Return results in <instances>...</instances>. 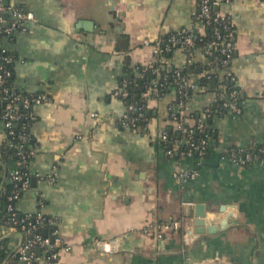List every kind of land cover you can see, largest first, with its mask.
Instances as JSON below:
<instances>
[{"label": "crops", "instance_id": "0c3cea01", "mask_svg": "<svg viewBox=\"0 0 264 264\" xmlns=\"http://www.w3.org/2000/svg\"><path fill=\"white\" fill-rule=\"evenodd\" d=\"M10 2L36 16L7 42L16 56L14 85L53 99L34 107L38 149L30 169L46 175L55 168L56 175L54 181L36 178L17 207L35 212L43 198L44 213L58 218L57 244L70 248H62L54 264H264V164L240 165L227 155L230 147L264 143V1L231 0L219 7L235 24L230 69L243 106L237 114L216 113L211 147L202 157L169 155L161 143L175 89L148 99L152 112L144 129L118 124L128 103L115 94L121 75L155 59L160 37L181 28L204 31L194 19L196 0ZM186 58L176 49L166 62L182 65ZM195 60L207 57L197 50ZM214 80L193 91L188 115L215 100ZM194 120L189 116L188 123ZM190 168L199 174L183 180L182 171ZM200 203L207 225H220L232 212L229 223L197 232ZM168 220H179L181 232L165 239L143 232L151 222ZM118 236L117 249L96 244ZM6 237L9 264H26L11 256L26 235L0 222V239ZM42 253L36 261L48 264Z\"/></svg>", "mask_w": 264, "mask_h": 264}, {"label": "built area", "instance_id": "2783aa9c", "mask_svg": "<svg viewBox=\"0 0 264 264\" xmlns=\"http://www.w3.org/2000/svg\"><path fill=\"white\" fill-rule=\"evenodd\" d=\"M231 0H196V8L194 9V19L204 25L210 24L214 27L213 38L205 44L203 52L207 55L213 54L214 49H217L219 54L214 56V59L208 61L210 71L216 73L219 77L218 97L223 100V108L225 111H231L234 114L242 111L243 99L241 89L237 84V76L230 69V61L235 53V24L231 16L220 12V5L222 2H228ZM264 1V0H260ZM36 16L33 11L16 5L14 3L6 4L5 0H0V34H12L19 31H27L29 29L30 22L35 21ZM201 33L205 34L204 31ZM13 39L7 38L4 45L0 49V123L2 124V132L4 136L7 133L17 136L19 142H10V146L15 148V153L19 155L18 163L21 168H8L5 170L0 169L5 177L8 176L14 182L16 187L9 195L11 201L7 209L10 212V217L7 221L8 226L12 229H17L26 235L25 239L20 242L16 252H19L20 259L25 261L26 264H33L34 261L40 258V254H37V248L44 249L42 253L44 259L48 264H54L58 259L61 249L70 248L67 246H59L57 243L60 240L58 229V218L55 216H49L43 211L44 199L40 198V206L37 213L36 220L42 225L48 223L54 227L52 233H48L47 236L43 234L41 230H38V225L28 219L32 215V212H27L25 216L18 215L15 202L20 199L23 193L30 188L34 177H47L48 180L54 181L56 179L55 168L46 175H41L39 171L33 172L30 169L33 158L36 155L38 149V142L34 141L29 146L26 145V141L29 140L32 134V121L35 122L37 115L34 107L41 103H52V97L46 91L37 92H24V90L16 87L9 81V77L13 74L9 64L14 60V55L9 51L8 41ZM150 44L149 40H146ZM156 57L153 61H150L145 65L144 70L152 69L153 72L158 71V67H153L155 61H164L166 59L164 54L166 51L169 53L176 49H182L186 52L187 58L185 63L177 65L174 71L173 83H176L177 93L180 95V110L170 113L171 121L174 122L175 127L184 132L181 142L171 140L169 148L166 149L169 155H174V151L178 149L181 143L187 141L189 148L186 154L193 155L198 153L200 157L204 156L207 152L210 144L209 135L205 134L199 137L198 141L193 139V129L188 128V100L191 97L187 91L188 87H195V83L192 78L182 77L180 68L186 66L188 62L195 60L193 56L196 50L192 49L195 46V34L192 27L181 28L177 31L169 33L165 37H160L153 44ZM139 68V66L137 67ZM142 74V73H141ZM204 74L201 72L200 75ZM128 83L127 79L122 81L121 86L115 90L116 95L127 96L129 92L125 89ZM158 81H155L157 87ZM20 104L28 108V112H19L14 108L15 104ZM171 106L168 107V109ZM223 108L221 110H223ZM129 112H124L118 119V124L122 127H135L138 125L139 117L143 115L140 107L135 104L129 105ZM136 112V115L132 114ZM93 115L99 117L97 112H92ZM210 115V110L206 107L202 111V117L199 120L197 128L200 132L206 129V118ZM27 118L29 121L22 125V130L16 133L13 129V121L17 118ZM160 137L162 140L169 141L170 137L166 127L161 130ZM227 155L240 165H249L253 162H259L264 164V143L254 145L251 147L234 146L230 147L227 151ZM200 170L197 168L185 169L182 171L183 180L191 179L199 174ZM183 224L179 220H168L163 222H151L145 226L143 232L152 234L158 238H169L172 235L181 232ZM50 236L54 239L51 240ZM123 237L118 236L113 239H98L96 244L101 249L113 250L119 247Z\"/></svg>", "mask_w": 264, "mask_h": 264}, {"label": "trees", "instance_id": "16d2710c", "mask_svg": "<svg viewBox=\"0 0 264 264\" xmlns=\"http://www.w3.org/2000/svg\"><path fill=\"white\" fill-rule=\"evenodd\" d=\"M173 32V31H172ZM205 34L201 33L198 28H194V34H195V46L192 49L193 50H200L205 57H207V62L202 60H193L192 62H188L186 66H183L180 68L181 70V76L192 78V80L195 83V87L189 86L187 91L189 92L190 96L192 95L193 91L199 87H205L209 88L210 83L212 79L217 80L216 84V91H218L219 87V77L216 73H213L210 71V64L208 63L209 59H214V56L216 54H219L217 49H214L213 54L207 55L203 52L205 44L209 42L213 38L214 34V27L210 24L205 25ZM171 33V32H170ZM16 32L8 35V34H0V49L4 45V42L7 38L12 37L13 39L16 37ZM167 35H164L163 37H167ZM234 39H235V32H234ZM174 51V50H173ZM171 51V52H173ZM8 52H11L14 55V60L9 64L10 68L12 69V72L14 73V63H15V53L9 49ZM170 52V53H171ZM169 54L168 51L165 52L164 57L166 58ZM195 56V54L193 55ZM153 67H158V71L153 72L152 69L144 70L145 65L139 64L136 67H133L129 69L126 74L124 73L121 75L119 79V86H121L122 81L124 79L128 80V83L125 87V89L129 92V94L125 97L120 95L127 103H128V110L129 112V105L135 104L140 107L139 111H142L143 115L139 117L138 125L135 127H132L133 129H144L147 125L148 119L151 115L152 109L148 105V99L153 97L155 94L157 95H163L167 90L175 89L176 91V97L175 99L170 102L169 106H171L168 109V115L167 120L169 123L165 126L166 130L168 131L170 140L165 141L161 139V143L163 146L167 149L169 148L170 141L171 140H177L179 138V134H181V138L185 135L183 131L180 129H177L175 127V124L173 121H171L170 113L180 110V95L177 93L176 90V83H173L174 80V71L177 68V65H169L166 62V59L164 61H155L153 63ZM139 66V68H137ZM201 72H204V74L200 75ZM142 73V74H141ZM195 76V77H194ZM158 81L157 87L155 86V81ZM9 81L14 84V76L13 74L9 77ZM26 92V91H24ZM242 94V93H241ZM223 100L218 97V92H216V98L215 100L207 106L210 110V115L206 118V129L203 132H200L197 128V125L199 123V120L202 117V111H192L190 113V117L194 118V122L192 124L186 123L188 128L193 129V139L195 141L199 140V137H202L205 134L209 135V148L205 154L208 153L210 147H211V137L213 134V131L211 130V121L213 117L216 115L219 111H225V108H223ZM14 108L19 112H28V108L18 104L14 105ZM223 108V110H221ZM148 111L150 113H148ZM133 115H136V112L132 113ZM28 122L29 120L27 118H17L13 121V129H15L16 133H19L22 130V125L25 122ZM32 121V125H33ZM31 138L26 141V145L29 146L31 143L35 141V138L33 136V133L30 136ZM11 141H14L15 143L19 142V138L17 136H14L12 134H8L3 137V139L0 141V169L5 170L8 168H21L20 164L18 163L19 155L15 153V148L11 147L9 144ZM189 148V143L185 141L184 143H181L174 151V155H176L177 151H186ZM204 154V155H205ZM196 157H199L198 153L193 154ZM16 187L15 182L9 178L8 176H4L2 173L0 174V222L3 224H7V221L10 217V212L7 209L8 204L11 202L9 200V195ZM18 201L15 202L16 210L18 212V215L25 216L27 212L20 211L17 207ZM37 213L32 212V215L28 219L29 221L34 222L38 225V230H41L43 232L44 229L48 230V233H52L54 230V227L52 225H49L46 223L45 225H42L41 223L36 220ZM9 237L0 239V264H9V253L11 252V249L8 246ZM42 252L44 253V249H42ZM15 259H20L19 252H16L11 255Z\"/></svg>", "mask_w": 264, "mask_h": 264}, {"label": "water", "instance_id": "95a60500", "mask_svg": "<svg viewBox=\"0 0 264 264\" xmlns=\"http://www.w3.org/2000/svg\"><path fill=\"white\" fill-rule=\"evenodd\" d=\"M5 3L6 4H9L10 3V0H5ZM213 82L215 81L214 79L212 80ZM36 180V177L33 178L32 182H34ZM199 209L198 211L196 212V219H195V223H196V231L197 232H204V231H208V232H214L216 231L220 226H226L228 223H229V219L232 215V212H229V213H225L224 214V217L222 218V222L220 223V225H216V224H210V225H207V220L205 218L206 216V205H204V203H200V205L198 206ZM223 208V207H222ZM43 234L45 236L48 235V230L47 229H44L43 230ZM51 240L54 239L53 236H50ZM37 254H41V249L40 248H37ZM33 264H38L37 261H34Z\"/></svg>", "mask_w": 264, "mask_h": 264}]
</instances>
